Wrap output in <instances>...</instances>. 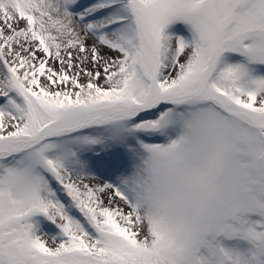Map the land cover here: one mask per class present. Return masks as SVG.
I'll use <instances>...</instances> for the list:
<instances>
[{
    "label": "snow or ice",
    "instance_id": "1",
    "mask_svg": "<svg viewBox=\"0 0 264 264\" xmlns=\"http://www.w3.org/2000/svg\"><path fill=\"white\" fill-rule=\"evenodd\" d=\"M0 264H264V0H0Z\"/></svg>",
    "mask_w": 264,
    "mask_h": 264
}]
</instances>
